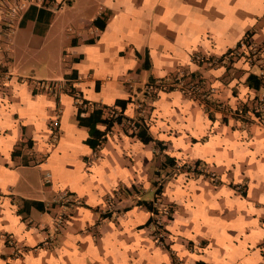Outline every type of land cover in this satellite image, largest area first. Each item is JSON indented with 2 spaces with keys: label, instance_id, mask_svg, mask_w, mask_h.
<instances>
[{
  "label": "crops",
  "instance_id": "0c3cea01",
  "mask_svg": "<svg viewBox=\"0 0 264 264\" xmlns=\"http://www.w3.org/2000/svg\"><path fill=\"white\" fill-rule=\"evenodd\" d=\"M13 1L0 0V264H262L264 0H51V9L77 1L83 13L68 37V70L48 89L14 66L8 34L29 26L43 37L54 10L35 32L32 19L19 22L22 11L8 13ZM178 69L201 96L175 87L145 95V82ZM74 93L85 114L117 108L98 147L85 141ZM133 122L151 140H139ZM155 195L170 206L164 246L146 227ZM48 234L53 244L40 246Z\"/></svg>",
  "mask_w": 264,
  "mask_h": 264
},
{
  "label": "built area",
  "instance_id": "2783aa9c",
  "mask_svg": "<svg viewBox=\"0 0 264 264\" xmlns=\"http://www.w3.org/2000/svg\"><path fill=\"white\" fill-rule=\"evenodd\" d=\"M29 3H35L36 5H43L44 7H50V4L52 3L51 0H19V1H13V3L8 7V13L13 16L15 15L17 12L23 11L25 9V7L29 4ZM245 36L243 37V39L235 46H233L230 50H228L226 52V56L227 58L229 56L232 55V52L237 48V47H242L245 46L246 44V40H245ZM252 51L255 52L257 51L256 47L252 48ZM193 59L196 60L197 62L199 61H203V62H211V63H217V62H223V59L221 57H217V58H211L210 61L208 58L203 57L202 55L196 53L193 55ZM183 70L182 69H178L176 70V72L173 74V76L171 78H167L164 80L161 79H151L148 80L147 82L144 83V89L143 92L145 93V95H149L151 93H155L158 90L161 89H165L168 87H175L180 89L181 91H183L186 95L189 96H201L200 94V87L198 84L196 83H189L186 84L184 82V80L182 79L183 77ZM6 76V74L4 75V77ZM52 81L47 82L48 84H50ZM45 83V87L47 86L48 89V84ZM59 83L65 84L64 80L61 79L59 81ZM42 82L39 81L37 82L36 85H38V87H42ZM75 97H79L78 93H74L73 94ZM117 108L111 104L108 105V107H105L104 112L106 113V115L115 117L118 116V112L116 110ZM47 123V127L50 129H55L58 125V121H57V117L56 115H53L50 119H48ZM104 139V138H103ZM102 141V140H101ZM101 141H99L96 145V147L99 146V144L101 143ZM96 157V154H93L89 159H88V163H90V161H92L94 158ZM187 164V165H186ZM174 167L180 169V170H187V171H197L199 173L204 174V176H206L208 179H211L213 182L217 181L218 179V175L205 168L202 167L201 165H199L198 163H184V164H177L174 165ZM47 175L48 173H45L46 176V180H47ZM236 190L241 191L242 190V185H235L234 187ZM65 193L60 194V197H64ZM67 200H73V198L67 197ZM152 205H151V212H150V218L146 223V227L149 231V235L151 237V239L153 240L154 243H156L157 245L160 246H164L166 244L167 241V222H168V218L170 215V206L165 203L160 195H155L153 197V199L151 200ZM63 215L57 217V219L55 220V224H54V229H57L58 227H60L63 222ZM54 242V236L52 234H48L47 236H43V238L39 241L40 246L42 247H47L52 245ZM262 248H263V263L264 264V239L262 242Z\"/></svg>",
  "mask_w": 264,
  "mask_h": 264
},
{
  "label": "rangeland",
  "instance_id": "374dc122",
  "mask_svg": "<svg viewBox=\"0 0 264 264\" xmlns=\"http://www.w3.org/2000/svg\"><path fill=\"white\" fill-rule=\"evenodd\" d=\"M78 6L77 1L71 5L65 1L58 6L53 5L54 19L43 37L31 36L29 26L25 29L15 26L16 32L8 34L9 37H13L16 44V47L13 46L15 51L14 66L21 70L23 76L28 79H41L42 83H47L49 77L61 76L64 71L68 70V54L70 53L68 37L78 33L77 20L83 13ZM24 36H29L27 50L18 47L20 37ZM38 46L40 49H37ZM63 49H65V54L61 52Z\"/></svg>",
  "mask_w": 264,
  "mask_h": 264
},
{
  "label": "trees",
  "instance_id": "16d2710c",
  "mask_svg": "<svg viewBox=\"0 0 264 264\" xmlns=\"http://www.w3.org/2000/svg\"><path fill=\"white\" fill-rule=\"evenodd\" d=\"M52 15V9L50 7H44L43 5H36L35 3H29L25 9L22 11L20 20L22 19H32L33 20V30L35 32L43 33L47 28L49 19ZM104 20V15L95 17L93 22H99ZM96 21V22H95ZM247 38V35H246ZM245 38V40H246ZM144 58H147L145 53ZM151 80V79H149ZM70 90L72 88L70 87ZM75 97V96H74ZM76 101V119L79 124L86 125L88 127V136L85 141L91 146H95L99 141H101L105 136V130L109 128L115 120H118V116L112 117L109 115H104L100 107H93L87 114H85L83 104L87 102L86 99L81 97H75ZM120 99H116L115 102H119ZM97 122L104 125L103 129H99L95 126ZM132 133L142 142H148L151 140V136L147 133L145 128L140 126L138 123H132ZM13 152V150H12Z\"/></svg>",
  "mask_w": 264,
  "mask_h": 264
}]
</instances>
